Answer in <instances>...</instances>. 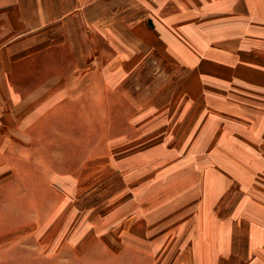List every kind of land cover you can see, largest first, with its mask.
Returning a JSON list of instances; mask_svg holds the SVG:
<instances>
[{
    "label": "rangeland",
    "instance_id": "1",
    "mask_svg": "<svg viewBox=\"0 0 264 264\" xmlns=\"http://www.w3.org/2000/svg\"><path fill=\"white\" fill-rule=\"evenodd\" d=\"M61 1L17 45L0 264H264V0Z\"/></svg>",
    "mask_w": 264,
    "mask_h": 264
},
{
    "label": "crops",
    "instance_id": "2",
    "mask_svg": "<svg viewBox=\"0 0 264 264\" xmlns=\"http://www.w3.org/2000/svg\"><path fill=\"white\" fill-rule=\"evenodd\" d=\"M261 5L263 6V3ZM196 6L199 5L196 4ZM63 7L61 0H0V139H5V130L12 127L14 129L18 127V135L22 137V107H28L29 103H36V99L34 101L21 99V96L17 94L19 89L17 83L12 80L13 75L19 74L18 66L21 64L19 60L22 61L23 58L22 54L18 55L19 46L17 45L24 39V36L31 35L32 37L40 27L54 23L55 13L61 11ZM148 26L155 28L156 24L151 26L148 21ZM30 41L34 39L31 38ZM7 107L10 108L12 114L7 113ZM34 121L32 114L25 119L27 123ZM14 138L16 139L17 135L14 134ZM6 151L7 147L4 150V146L0 145V178L2 181H5L4 172L8 169Z\"/></svg>",
    "mask_w": 264,
    "mask_h": 264
},
{
    "label": "water",
    "instance_id": "3",
    "mask_svg": "<svg viewBox=\"0 0 264 264\" xmlns=\"http://www.w3.org/2000/svg\"><path fill=\"white\" fill-rule=\"evenodd\" d=\"M149 24H150L151 26H153V23H152V21H151V20H149Z\"/></svg>",
    "mask_w": 264,
    "mask_h": 264
}]
</instances>
